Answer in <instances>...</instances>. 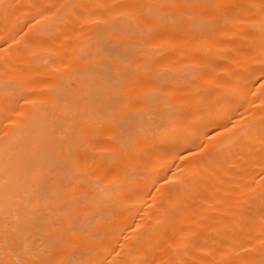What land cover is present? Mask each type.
<instances>
[{
	"label": "bare ground",
	"instance_id": "6f19581e",
	"mask_svg": "<svg viewBox=\"0 0 264 264\" xmlns=\"http://www.w3.org/2000/svg\"><path fill=\"white\" fill-rule=\"evenodd\" d=\"M0 264H264V0H0Z\"/></svg>",
	"mask_w": 264,
	"mask_h": 264
}]
</instances>
